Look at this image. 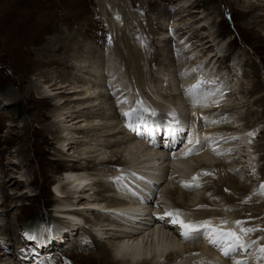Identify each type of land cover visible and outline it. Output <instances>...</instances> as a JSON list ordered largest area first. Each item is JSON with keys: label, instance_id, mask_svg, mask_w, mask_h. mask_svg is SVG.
<instances>
[{"label": "rangeland", "instance_id": "obj_1", "mask_svg": "<svg viewBox=\"0 0 264 264\" xmlns=\"http://www.w3.org/2000/svg\"><path fill=\"white\" fill-rule=\"evenodd\" d=\"M250 3L260 7L259 11L255 13L263 16V25L261 24L256 28L258 31H256L257 33L252 31L248 25L250 20L249 17L251 15L249 17L247 16L248 19L245 18V20L243 17L244 12L246 11L245 8H247ZM116 22L121 29V33H117L114 27L111 29L112 27L110 24ZM45 27H49L48 30L45 29ZM21 31H23V33H21ZM60 33L68 36L67 39L69 42L76 39L78 44L85 45V48L81 49L80 53H75L76 55L73 54L74 59L70 58L68 62L69 65L73 64L77 66V69H73L69 72V74H71L70 78H73L75 75L80 76L81 78L86 76L85 79L82 78L83 83L77 84V86H80L78 89L83 91L81 98L85 97L86 99L87 96L90 97V95L91 97L97 96L98 92L103 90V87L98 86V84L104 85L106 83L105 85L107 86L106 88L104 87V91L106 92V90H108L106 92L109 94V97H107L108 100L105 101L107 98H99L100 100L97 99L98 102L94 99L92 100L94 102H91V104L90 101L86 99L88 105L85 104L84 108L83 106L82 108L77 107L78 104H80V101L75 100V98L78 96L80 98V95H74V97H72V93L75 89L70 87L71 89L69 88L68 91L71 92L60 93L56 88H49L51 82L44 84L43 80L38 79L40 71L36 72V70H34L31 71V74L28 72V70L30 71V68L34 66L35 58H37L36 54L39 53V47L42 46V42L45 41V38L47 39L48 37L50 38L59 35ZM260 33L262 34L261 37H263L264 0H0V165L6 168V172L3 173V175L5 174L7 180H17V183L7 186L4 194H7V197L5 196L6 198L0 196V203L5 202V206L0 204V264H6L7 262L18 264V260L24 261L16 258L15 255L16 251L19 254V252H21L20 249L26 247L27 241L35 240L30 237H35L37 239L40 235L49 237L50 235H53V232L55 233L51 227L52 224H54V221H56L55 218L60 215L55 207L56 202H64L65 199L62 198V194L56 193V187L60 185V187L62 186L61 188L68 187L69 189H74L75 186L69 185L70 182L72 183L73 181L68 179L67 175L63 174L66 170L70 169L71 166H80L83 170L84 167H88L87 162L91 160L98 163L103 160L109 161L110 159H113L116 161V159H121L123 164L125 163L127 167L131 166L134 169L133 166L137 168L136 165L140 158L146 152L148 153L150 151V149L146 150L148 148H146L147 141L134 138L135 136L133 133L126 129L122 117L120 121L116 122V124H112L108 120H105L107 123H105L104 120H101V123H92L93 120H91L92 117L90 116V113H95L94 110L98 111L97 113H100L99 111H106V113L109 112L108 114H110L111 111V113H114L116 110L123 112L126 110L124 105L131 106L132 108L134 104L136 105V103L140 101L145 104H143L145 107H155L157 108V111H159L160 108L164 109L165 107V109H180L176 111H184L183 113L185 115L187 114L186 118H188L185 121L187 124L185 129H192L196 134L198 133L196 130L206 131L214 128L215 125L212 123H218L216 126L222 125L223 127H234L237 132L235 133L236 135H223V137H221L222 139L220 137L217 138L218 141L217 139L216 141L212 140L214 141L213 144L211 141L209 143V140H211L210 136L209 139L201 138V140L207 141L206 149L195 154V156L185 159L188 161V159L190 160L191 158H194L186 165H181V163L178 164L174 162V160L172 161L173 158L170 159L171 157L169 156L166 160L167 162L161 163L162 161H160V163L156 164L158 167L155 166L154 168H151V171H149L150 173L146 172V169L143 168L146 167V165H140L141 169L139 170L145 171L146 173H143V175L148 174L147 176L151 179H153V176L151 175L155 173L153 171L154 169L158 168V170H162V174L159 173L160 171L158 172V170L157 173H155L157 175L159 174V177H162V179H160L161 182H153L158 186L155 188L154 186L151 187L153 192H150V194L152 196L154 195L152 197V202L143 205V207L148 206L150 210L156 209L159 211L170 205L174 206L173 202L171 203L170 201L172 199L170 198V200H168V198H164L165 193H162L161 191H166V189L170 187V189L176 190V188H180L181 186L182 189H188L185 185L190 184V179L196 180L195 182L200 181L201 183L192 182L194 184H191V186L194 188L186 190L189 197L187 198L189 200H186L185 202L194 206L197 201L199 202V199H203V197L204 199L206 197L208 198V190L216 189L219 181L213 176V174L203 173L197 175L195 172L201 164L207 163L209 165H225L222 168L225 177L228 179H234V184L236 186L238 185L245 189L243 191L244 193L242 192L235 196L236 200L242 201L241 204H229L225 201H221L222 203H220V200L217 199H212V203H215L217 206L220 204L219 208L221 211H229L230 213L226 211L229 213L227 216L229 218H231V215L235 214L239 209H242V207L244 209L245 205L254 211L257 210V207H259L262 202L264 203V194H261V186L264 185V134L262 135L261 133L264 130V119H261L259 123H257V126H255L254 129H251L252 131H249L248 133L243 132L247 131L248 121L252 120L255 122L260 119L264 113V102L261 101V98H264V40L258 38ZM127 37L130 38L131 41L134 38V41L132 42L138 46L136 49H142L144 52V60H146V58H148V60H155V62L150 64L151 67L148 65L149 63L147 64L149 66V74L152 73L150 75L153 76V78L154 76L158 78L157 82H154V79H152L151 85L153 86L155 93L150 92L149 87L145 91L141 86L138 88L131 84L128 77L129 66L126 67L125 62L120 59L119 54H117L121 46L122 48H125V43L128 45L127 41H130V39H127ZM215 38L217 39L213 41ZM132 42L131 44L133 45ZM90 50L97 52L94 56L95 60H91V58L89 59ZM99 51L102 52V57L100 59L96 58V56L100 54ZM91 56L92 55H90V57ZM118 65L122 66V68ZM81 66L82 68L85 67L83 72H80ZM252 67L256 68V73H254ZM116 69L119 70L117 71ZM40 70L41 72H45L44 69ZM47 70L56 73V75L58 74L57 71H64L61 68L56 69V67L47 68ZM85 70L92 74L88 75V72ZM105 70L106 72L108 71V73H106ZM119 71L120 73L118 74ZM64 72L66 73V71ZM36 73L38 74L36 75ZM105 73L109 75V77L110 75L111 77L114 75L115 78H122L120 77L121 75L123 78L126 76V78L123 79V82L129 80V82H125L127 85L130 84V94H127V97L129 96L128 98H126V94L123 96L124 99L123 97H119V93L114 91L113 84H111L113 78H109ZM114 73L117 75L115 76ZM97 74H99V76H97ZM56 75L54 74L52 76ZM201 77L205 80L214 81V83L209 86L213 91L211 95L199 97L200 102L197 103L193 98L187 96V86L190 87L195 84ZM86 78L89 80H86ZM168 78H170V80ZM108 79L111 80L109 81ZM28 80L38 84V87H41L40 93L45 91V94L43 93L45 96L48 95L53 98L57 96L64 97L63 99H48L50 107L46 111L47 114H51V111H56L55 114L60 115L62 113L65 115L60 119H56L55 117L51 118L46 123L48 125L55 124V126H52L53 133L48 134L45 138L47 139V143H44L45 139L33 135L34 128L36 130L42 128V125L37 122H33L32 124L33 128L30 130L32 133V135L30 134L31 137L29 136L27 138L24 134L27 129L26 118L28 117V114H31V110L29 111V109H31V102L28 101V98L24 93V90H26L29 83ZM98 80L99 82H97ZM170 82L172 83V86ZM257 83H259L257 86L258 89L256 87ZM87 87H89L90 90H87ZM85 90H87V95H84ZM148 91L149 93H147ZM93 92L95 95H93ZM168 92L171 93V95H175L174 102H171L168 99H166V101L161 98L162 95H165V93L167 94ZM177 96L180 97L177 98ZM40 97H42V95H33V99L36 101H38ZM122 99L127 102L124 104ZM175 99H178V102ZM96 103L99 104H97L98 107H95ZM171 103L172 105H176L172 106ZM61 104L62 106L60 109L54 108V105ZM101 104L103 109H101ZM120 105H123L121 107H123L124 110L123 108H119ZM234 106L235 109L238 108L236 112H239V114L232 115L235 112H229L225 115L226 120H223L225 119L223 118L220 119L221 121L218 120L220 122H214L202 118L200 119L202 125H199V119L197 120L198 123H195L194 120H192L193 113L196 114V112H199L200 114H203L206 111L219 108L228 110L229 108L232 109ZM89 107L90 109L88 110ZM110 108H112V110ZM69 111L71 113L73 111H81V113L77 112L78 114L75 115L83 116V118H81L83 121H69L70 118H66L67 115L71 114ZM248 113L249 116L246 117ZM55 114L52 113L51 115L53 116ZM230 115L232 116L228 118ZM54 120H59L62 123H53ZM182 120L184 121L185 119ZM237 120L239 122H237ZM90 121L91 123H89ZM118 122L123 123L121 124L120 131L124 130L123 132H126L125 139H130L127 140L128 142L125 139L124 141L122 139V136L125 135L113 138L114 141L112 137L102 138L101 136H106L104 133L109 129H103L101 127H98L95 131L94 129H91L94 124L108 125L110 123L108 128L112 125L110 128L113 130ZM67 129L69 133L66 131ZM79 129H87V131L83 133ZM99 129H102V131ZM56 130H59V133H56ZM97 130L98 133L96 132ZM102 132L104 133L102 134ZM244 134L245 136H243ZM242 137L249 139L247 140L245 138L246 140L244 139L243 141L246 142H243L240 140ZM97 138H100L98 139L100 144L98 141H93ZM107 138L113 144L111 143L109 146L101 145V142L103 144L104 142L109 141ZM62 139H70V141L75 143L72 145L66 143L65 146H62L61 142H59ZM234 140L237 141V143L232 144L231 142L234 143ZM34 142L41 145L40 151L37 150V146L33 147ZM221 142L225 144H219ZM137 144L140 145L142 149L140 146H137ZM23 145L29 146V149L20 153L19 150ZM220 145L226 147L222 149L217 148L220 147ZM33 149L38 158H42L46 160V162L53 164L56 160H61L65 167L63 169H49L48 178H45L42 171V161L40 159L34 163H25L22 165L24 161L23 154L33 155L31 152ZM94 149L99 150L95 151ZM152 149L161 152V150ZM221 150L225 152L223 153ZM85 152H91V154H86L82 157L79 156V153L84 154ZM230 152L233 153L231 154ZM150 153L153 154L154 151H151ZM216 153L218 154L214 155ZM222 153L224 155H222ZM115 154L116 156L112 157ZM205 155L206 157H203ZM133 163L134 165H132ZM125 164L120 167H95V169L92 168L93 170L85 171L84 173L86 174L82 176L87 175L86 177H91L90 175H94L90 178L92 180H89L88 182L91 183L89 186L90 189L87 188L88 193L90 192V195H94L98 190H103L104 184L100 188V186L92 185V183L102 181L103 179L106 181L111 173L117 171L116 167H118V169L123 168L125 167ZM153 164L155 165V163ZM251 164L253 165V168H251ZM183 176H186L187 178ZM123 177H125V179L120 181L122 183L133 181L129 177ZM182 180L186 181L184 182ZM30 182L34 184L30 185ZM65 182H67L66 185ZM2 183L1 180L0 195L3 193L1 190ZM196 185L199 186L197 187ZM224 192L230 193L228 189H224ZM212 193H214V195L216 194V192ZM145 194H148V192ZM243 196L246 197V199ZM73 197H75L73 201L77 200L74 204H78L79 206H86L85 203L91 202L87 199L80 200L81 194H75ZM211 197L212 196L209 198ZM182 198L183 197L180 199ZM163 199L164 201H161ZM172 201H174V199ZM78 205L77 208H79ZM222 205L223 210L221 209ZM208 208L211 210L210 207ZM202 211L203 210L200 208V212ZM204 211L206 210L204 209ZM254 211L252 213L256 215L257 213ZM193 212L195 211L193 210ZM85 213L90 218H93V216L87 214L91 213L90 211L86 210ZM243 213L246 215V212ZM252 213L249 214L252 215ZM252 217L253 215L251 218L245 219L240 216V218L236 217V219L243 221L245 227L264 229V223L262 222L264 221V216ZM193 219L195 218L193 217ZM148 221L146 223H148ZM81 222L83 224L81 223L77 226L78 230L84 226V221ZM235 222L234 224L231 221L229 222V229L235 228ZM133 225L136 229H140L136 224ZM141 225L144 227L150 226V228H152L151 225L153 224L145 225L141 223ZM47 231L48 234L46 235ZM5 234L7 236H5ZM80 234H82V232H80ZM174 236L175 235H173V237ZM247 237L251 242L255 243H252L249 246L250 248L245 257V261L249 264H264V259H258L260 255L259 248L264 247V239H262L264 238V231H256L249 234ZM79 239L80 238L76 236L75 240L78 241ZM28 243L32 244L33 242ZM60 243H63V245L65 244L64 241H60ZM72 244L73 242L68 245L65 244L67 245L66 250L53 249L56 251L55 255L61 257L56 258V263L50 258L51 255H49V252H45L40 264H84V260H86L88 256L86 255L87 257H85V253L81 254L75 252ZM8 246H11V251L7 250L6 247ZM27 246L31 247L29 244ZM62 251H65V255ZM148 251L149 249L146 252ZM1 252L4 254H1ZM69 253L73 255H69ZM249 255L250 260L247 258ZM34 257L36 258V256ZM85 264L99 263L96 260L91 259Z\"/></svg>", "mask_w": 264, "mask_h": 264}, {"label": "bare ground", "instance_id": "obj_2", "mask_svg": "<svg viewBox=\"0 0 264 264\" xmlns=\"http://www.w3.org/2000/svg\"><path fill=\"white\" fill-rule=\"evenodd\" d=\"M180 8H182V7H180ZM180 8H179V10H180ZM259 8L260 7L254 5L253 3H250V5H248V7L245 8L246 11L244 12V16H243L244 20H245V18H247V16L249 17L251 15L249 17L250 20H249V24L248 25H249L250 29L252 31H255V32L257 31L256 28H258V26H260L261 24L263 25V16L257 15L255 13V12L259 11ZM110 26L112 27L111 29H113V27H114V29H115V31L117 33H121V29H120L119 25L117 24V22L110 24ZM48 28L45 27V29H47V30H48ZM21 33H23V31H21ZM261 36H262V34L260 33L258 35V38L264 40V36L263 37H261ZM67 38H68V36H66L65 34H62V33H60L59 35L50 37V38L48 37L47 39L45 38V41L42 42L43 44L41 43L42 46L39 47V53L36 54L37 58H35L36 60L34 61V64H33L34 66L32 68H30V71L28 70V72H30V74H31V71H34V70H36V72L40 71L39 74L36 73V75L38 74V79L43 80L44 84H48L49 82H51L49 88L50 89L51 88H56V90H58V92H60V93H65V92L69 93V92H71V91H68L70 87L75 89V91L72 93V97H74V95L75 96L76 95H80V98H79V96L77 98H75V100L80 101L79 102L80 104H78V106H77V107H80V108H82V106L84 108L85 104L88 105V101L86 99H88L90 101V103H91V102H94V101H92L94 99L97 100L99 98H103L104 99V98L109 97V94L106 93L108 90H106V92L104 91V87L106 88V86H107V85H105L106 83L104 85L102 84L103 86L97 83L98 86L103 87L102 88L103 90L100 89L101 91L98 92L97 96L91 97V95H90V97L87 96L86 99H85V97L81 98V95H83V93H82L83 91L82 90L80 91L78 89L80 86H77V84L83 83V79L82 78L85 79L86 76L81 78L80 76H76L75 75V76H73V78H70L71 74H69V72H71V70H73V69H77V66L73 65V64L69 65L68 62H69L70 58L74 59V55L73 54L80 53V50L84 49L85 45L78 44L77 40L75 38H74L75 40L69 42V40ZM217 38H215L213 41H215ZM127 39H130V38L127 37ZM132 41H134V38H133ZM132 41H131V39H130V41L128 40L127 41L128 45H126V43H125V46H126L125 48L124 47L122 48V46H121V48H120V50L118 51L117 54H119L120 59H122L125 62L126 67L129 66L128 67V77L130 79L131 84L136 86V87H138V88H140V86H141L142 89L145 90V91L149 87V91L152 92V93H155V90H153V86L151 84H152V79H154V82H157L158 78L156 76H154V78H153V76L150 75L152 73L149 74V71H148L149 70L148 67L149 66L151 67L150 64L155 62V60H148V58H146V60H144L143 59L144 52L142 51V49L141 50L136 49L138 46L136 44H134V42H132ZM131 42L133 43V45L131 44ZM207 45H209V44H207ZM87 50H89V49H87ZM96 53H97L96 51L90 50L89 59L90 58H91V60L94 59L95 58L94 56L96 55ZM101 53L102 52H100V54L98 56H96V58L100 59L102 57ZM90 55H92V56L90 57ZM81 57H83V56H81ZM86 58H88V57H86ZM51 67H56V69H58V68L60 69L61 68L64 71H66V73L61 70V71H57L58 74L56 75V73H52L51 71L47 70V68H51ZM119 67L122 68V66H119ZM84 68H82V66H81L80 72H83ZM40 69H42V70L44 69L45 72H41ZM190 70H192V69H190ZM252 70L254 71V73H256V68L252 67ZM85 71L88 72V75L92 74V73H89V71H87V70H85ZM105 72H106V70H105ZM106 73H108V71ZM119 73H120V71L118 72V74ZM54 74L56 76H52ZM109 74H111V73H109ZM116 75L117 74H115V76ZM97 76H99V74H97ZM103 76H105V75H103ZM107 76L109 77V75H107ZM112 76L113 77H111V75H110L109 78H111V79L113 78L112 80L111 79L110 80H111V84H113L114 91L119 93L118 94V95H120L119 97H123L126 94V98H128L129 96L127 97V94H130V92H129L130 91L129 90V88H130L129 85L130 84L127 85V84H125V82L126 83L129 82V80H127V81L125 80V82H123L124 81L123 79H125L126 76H125V78H123L122 75L120 76L122 78H115L114 75H112ZM96 78H98V77H96ZM87 79L88 78H86V80ZM168 79L170 80V78H168ZM173 81H171V82H173ZM22 82H23V80H22ZM97 82H99V80ZM108 84H109V82H108ZM154 84H156V83H154ZM258 85H259V83H257L256 87ZM21 86H23V85H21ZM171 86H172V83H171ZM93 87H94V85H93ZM85 88H86V86H85ZM187 88H189V87L187 86ZM257 89H258V87H257ZM87 90H90L89 87H87ZM87 90H85L84 95L87 93L86 92ZM40 91H41V87H38V84H36L35 82H32V81L31 82L29 81L26 90H24L25 96L28 98V101L31 102V104H30L31 109H29V111L31 110L30 111L31 114L30 115L28 114V117L26 118L27 119V125H26L27 129L25 128L26 130H25V133H24L27 138L29 136L31 137V135H32L30 130L33 128L32 127L33 122H37V123L42 125L41 126L42 128L39 129V130H36L34 128L33 135H35V137H40V138L45 139L48 136V134H52L53 133L52 126H55V124L54 125H48L46 123L51 118L55 117L56 119H58V118L60 119L62 116L65 115V114H62V113L60 115H58V114H55L56 111H53V112L51 111V114L52 113L55 114V115L52 116L50 113L47 114V112H46L48 110V108L50 107V103L48 102V99H53V100L57 99V98L63 99L64 97L57 96V97L53 98L52 96H48V95L45 96L44 95L45 91H43L42 93H40ZM149 91L147 93H149ZM35 94L42 95V97H40V99H38V101H36L35 99H33V95H35ZM93 95H95V93ZM187 96L190 97L188 95V92H187ZM174 97H175L174 94L171 95V93L168 92L167 94L165 93V95H162L161 98L164 99V100L168 99L169 101L174 102ZM179 97L177 96V98H179ZM190 98H192V97H190ZM123 99H124V97H123ZM123 99H122V101H123ZM106 100H108V98L105 99V101ZM175 100L177 101L178 99H175ZM261 101L264 102V98H261ZM136 102H137V100H136ZM97 104L98 103H96L95 107L96 106L98 107L99 104L98 105ZM112 105H113V103H112ZM171 105H172V103H171ZM174 105H176V104H174ZM174 105H172V106H174ZM61 106H62V104L61 105H54V108L55 109H60ZM121 106H123V105H120V107H119L120 109L123 108ZM101 107H102V104H101ZM114 107H115V105H114ZM135 107L136 108L139 107V104L136 103V105L132 106V108H135ZM100 108H98V109H100ZM115 108L117 109V107H115ZM124 108L126 110H124ZM124 108H123L124 111H129L131 109V106H125L124 105ZM165 108L164 109L160 108L159 111H157V108H155V107L154 108H152V107L148 108V109L155 110V112L157 113L156 116L151 117L148 120L149 125H151V126L154 125L155 127H157V125H156L157 121H160V119H162L166 115H170L171 117H173L172 114L174 113L175 114V120L179 121V123H178L179 127L182 126V129H183V128H185V126H187L185 121L188 118H186L187 114L185 115L183 113L184 111L182 112V110H181V112H180V111H176V110H180V109L173 110V109H165ZM89 109H90V107L88 108V110ZM101 109H103V107ZM110 109L112 110V108H110ZM237 109L238 108L235 109V106H234L232 109L231 108H229L228 110H223V109H220V108L219 109H213L211 111H206L203 114L202 113L200 114L199 112H196V114L193 113V117H192L193 119L192 120H194L195 123H198L197 120L199 119V125H202V122L200 120L202 118H205L208 121L220 122L221 121L220 119L225 118L226 117L225 115L228 114L229 112H232V113L235 112L232 115L239 114V112H236ZM161 110H164V111H161ZM94 111H95V113L94 112L90 113V116L92 117L91 120H93L92 123L100 122L101 120H104V122H105V120L106 121L108 120L112 124H116L117 121L121 120V117L123 118L124 122L126 121V118L123 115L124 112H121L120 110L119 111L116 110V112L114 111V113H111L112 112L111 111L110 114H108L109 112L106 113V111H102V112L99 111L100 113H97L98 111H96V110H94ZM239 111H241V110H239ZM77 112L81 113V111H73L72 113L70 112L71 114L67 115L66 118H70L69 121H77V122L83 121V120H81V118H83V116L75 115V114H78ZM179 112L182 113V114H180ZM232 115L228 116V118H230ZM248 116H249V113H248V115H246V117H248ZM182 119H185V120L183 121ZM261 119H264V113L262 114V117H260V119H258L257 121H255V122L252 121V120L248 121L247 131H244L243 133H248L249 131H252L251 129H254V127L257 126V123H259V121ZM78 120H80V121H78ZM218 120H220V121H218ZM223 120H226V118L223 119ZM55 122L62 123L59 120L58 121L54 120L53 123H55ZM237 122H239V121L237 120ZM64 123H65V120H64ZM89 123H91V121ZM105 123H107V122H105ZM121 124H123V123L122 122H120V123L118 122V124L114 126L113 130L110 128L112 125H110L109 128H108V125H106V124H94L91 129H94V131L98 127H101L103 129H109L105 133L102 132V134L104 133L106 135V136L102 135L101 136L102 138H104V137H112V139H113V138L120 137L121 135H125V136H122L123 137L122 139L124 141V139L126 138V134H125L126 132H123L124 130L120 131L121 130L120 129L121 128ZM212 124L215 125L214 128L211 127L212 129H209V130H206V131L205 130H196V131H198L197 134H196V132L194 134L196 136V139H201V138L209 139V136H210L211 140H209V143L211 141L212 144H213L214 141H212V140L216 141V139L218 137L221 138V137H223V135H230L231 136V134L237 133L235 131L236 129L234 127H223L220 123L219 124L221 126H216L218 123L217 124L216 123H212ZM123 126H122V128H123ZM87 129H79V130L84 133L85 131H87ZM110 129H111V131H110ZM99 130L102 131V129H99ZM66 131L68 132V129ZM96 132L98 133V130ZM113 132H116V133H113ZM56 133H59V130L58 131L56 130ZM261 133L263 135L264 134V130ZM54 134H55V132H54ZM70 134H71V132H70ZM243 136H245V134ZM246 137H242L240 140L243 141ZM100 138H97V139H95L93 141H98V139H100ZM119 140H121V139H119ZM125 140L127 141V140H130V139L127 138ZM113 141H114V139H113ZM217 141H218V139H217ZM59 142H61L62 146H65L66 143H70L71 145L73 143H75V142L70 141V139H62ZM243 142H246V141H243ZM44 143H47V139H45ZM98 143H99V141H98ZM111 143L112 142L109 140L107 142H104L103 144L101 142V145H104V146L108 145L109 146V145H111ZM122 143H124V142H122ZM231 143L235 144V143H237V141L234 140V143L233 142H231ZM133 144H134V142H133ZM147 144H146V148L147 147L148 148L146 150L150 149V151L148 153L146 152L147 154L145 153L146 155L144 154L145 156L143 155L140 158V160L138 159L139 160L138 161L139 164L137 163V165H136L137 168H135V166H133L134 169L131 166L127 167V165L124 163L125 167L119 168L118 172H115V173H117V176L119 174H121L123 176L129 177L133 181H129V183H127V182L126 183H119V182L115 181V179L113 178V174L114 173H111V175L109 176V178H107L106 181L103 179L104 181L102 180V181H99V182L97 181V182L92 183V185H98V186H100V188L104 184V189L102 188L103 190H101V189L98 190L96 188L98 191H97V193H94V195H90V192L88 193V189H90L89 186L91 185V183H88V182H89V180H92L90 178L92 176H94V175H90L89 174L91 177H86L87 175L86 176H82V175L86 174L84 172L85 171H89L92 168L95 169V167L104 168V167H108V166H119V167L121 165L123 166L124 164L121 161V159H116V161L113 160V159L112 160L110 159L109 161L103 160V161H99L98 163H96V161H92L91 160V161L87 162L88 163V167L87 168L84 167L83 170L81 169L82 167H80V166H78V167L76 166L75 167L74 165L71 166L70 169L66 170L63 174L67 175L68 179L73 181L72 183L70 182L69 185L70 186L72 185V186H75V187H74V189H69L68 187L61 188L62 186L60 187V185L58 187H56V193L62 194V196H63L62 198H65V199H64V202H60V201L56 202V206L55 207H56V210H58L57 212H59L58 214H60L59 215L60 218L56 217L55 218L56 221H54V224H52L51 229H53L55 231V233L53 232V235H50L49 237L48 236L44 237V236L40 235V236L37 237V239L35 238L34 241H31V240L27 241V245L29 244V245H31V247H28L26 245V247L20 249L21 252H19V254L16 251V255H15L16 258H18L20 260H24V261H19L18 260V264H40V262L42 260V256L44 257V255H45L44 253L45 252H49V255H51L50 258H52L54 260V262L56 263V258H61V257L58 256V255H55L56 251L53 250V249L55 248L56 250L57 249L66 250L67 249V245L69 243H72V242H73L72 245L74 246L75 252H78V253H81V254L85 253V257L88 256V258L86 260H84L85 263H87L91 259L96 260L99 264H217V263H219V264H235V260H243V261H245V257L247 255V252L249 251L250 247H248L247 251L241 250L238 254H235V259H228V258L224 257L223 254H221L220 251L217 252L214 247L209 246L207 244H205V247H203L200 244H196V245H192V244L191 245H182L177 240L176 236L173 237L172 233L169 230L170 229V225L167 226V224H165V225L162 226L159 223L158 224L155 223L154 225H151L152 228H150V226L149 227H144V226L141 225V223L145 224V225L146 224L148 225V224L151 223V222L149 223L148 220L150 218L152 220V217H153L152 212H155V213L164 212L165 213V210H167V209L169 210L170 206L174 209L173 211H175V212H177L179 214V216H182V217H185V218L189 219L197 227H199L201 222L211 221V226L217 227V228L226 227V229L224 228L225 230L229 229V227H230L229 226V222L230 221L233 222V224H234V222L237 220L236 217L240 218V216H241L242 218L247 219V218H251L252 215H253V217L264 216V203L263 202H262V204L259 205V207H257V210H255V211L250 209L247 205H245L246 207L244 206V209H243V207H242V209H239L237 212H235V214L231 215L232 216L231 218L227 217L230 212L227 211V210L224 211L222 209L223 205L221 206V209L224 212L220 210V208H219L220 204H219V206H217V205H215V203H212V201H211L212 199L220 200V203H222L221 201H225L226 203H229V204H232V203H236V204L240 203L241 204L242 203V201L236 200L235 196L237 194H241L245 189H243V187H240L238 185L236 186L234 184V179H232V178L228 179V178L225 177L224 172L222 171V168L225 165H222V164H215V165L214 164H210L209 165V164L206 163V164H201L200 167L198 168V170H195L197 175H201L203 173H208V174H211V175L213 174V176H215L216 179H218L219 183H218V186H217L216 189L208 190V193H209L208 196L209 197L212 196L211 198H209V197L207 198L206 197L204 199V197H203V199H199L200 203L197 201V203H195L194 206H192V204L189 205V204H187L185 202L186 200H189L188 199L189 197H188L187 192H186V190H188V189H185V188L182 189V186H181L180 188H176V190H174V189L172 190V189H170L171 188L170 187V188L166 189V191L163 190L165 192L161 191L162 193H165L164 198H168V200H170V198L172 200L174 199V201L170 200L171 203L173 202L174 206L173 205L169 206V205L164 204V205L169 206V207H165V208L163 207L164 209L158 211L156 209L155 210L154 209L150 210L149 208L147 209V207H143V205L138 204V205H132V206H130V208L126 207L127 211H125L123 209H120L118 211V213H121V214H124L125 212H127V215H124V216L125 217H129V218L118 217L114 213L111 212V209L114 206L125 203V201L123 199L119 198V197L124 198L123 194H119V192L125 193V192L135 191L138 194H140L142 197H144L145 199H147V200L150 199L149 202H152V198H150L145 193L153 192V190L151 188L152 187L151 185H154V188L157 187L158 185L156 183H153V182L154 181H158V182L160 181L161 182L160 179H162V177H159L160 176L159 174L158 175L155 174V173H157L158 168L153 170L155 172L153 175H151V176H153V179H149L150 177L147 176L148 174H146V175L144 174L143 175V173L151 171V168H154L155 166H157L156 164L160 163V161H162L161 163L167 162L166 160L168 159V156L170 157V155L166 154L163 151H161V152L155 151V150L152 149V148L155 149V147L149 146ZM192 144L193 145L197 144L195 139L192 141ZM219 144L224 145L225 143L221 142ZM221 145H220V147H217V148L222 149V148L226 147V146L222 147ZM227 145H230V144H227ZM35 146H37L38 147L37 150L40 151L41 145L34 142L33 147H35ZM137 146H140V145L137 144ZM101 147L104 148L103 146H101ZM149 147H152V148H149ZM140 148L142 149L141 146H140ZM28 149H29V146L23 145V146H21L19 152L22 153L23 151H26ZM34 149H36V148H34ZM34 149L31 151L33 153V155L32 154L31 155H24L23 154L24 161H23L22 165H24L25 163H34V162H36V161H38L40 159V158H38L35 155V150ZM219 149H217V150H219ZM94 150L96 151V150H99V149H94ZM151 151L152 152L154 151V153L153 154L150 153ZM138 152H139V150H138ZM222 152L224 153L225 151H222ZM133 153H134V151H133ZM223 153H222V155H224ZM86 154H91V152H85L84 154L79 153V156L82 157V156H84ZM217 154L218 153H216L214 155H217ZM220 154H221V152H220ZM131 155H132V153H131ZM206 155L203 156V157H206ZM115 156H116V154L114 156H112V157H115ZM198 157H200V156H198ZM172 158H170V159H172V161L174 160V162H176L178 164L181 163V165H183V164L186 165V164H188L191 161V159H194V158H191L190 160L188 159V161H187L184 158H180L175 153L173 154ZM40 160L42 161V171H43V174H44L45 178H48L49 169H54V168L63 169L65 167L64 163L61 160H56L54 164L46 162V160H44L42 158ZM74 160H76V159H74ZM263 160H264V155H263ZM78 162H80V161H78ZM135 163H136V161H135ZM153 163H155V165ZM128 164H130V163H128ZM132 165H134V163ZM140 165H143V166L146 165V167H143V168L146 169L145 170L146 172L142 171V170L141 171L139 170V169H141ZM249 167H251V166H249ZM184 168H185V166H184ZM251 168H253V165H252ZM161 171L162 170H160V169L158 170L159 173H161ZM5 172H6V168L2 167L0 165V175H1L0 176V182H1V180L3 182L2 183L3 185H2V188H1L3 193H1L0 196H3V198L7 197V194L4 195L7 186H10L13 183H17V180H7L5 174L3 175V173H5ZM132 173H135V174L137 173V174L135 175V177H132ZM138 173H141V174H138ZM140 177H143V179H140ZM183 177L187 178L186 176H183ZM134 181H136V182H134ZM182 181H184V180H182ZM182 181H181V183H182ZM195 181L196 180H194V179H190L189 180L190 184H188V186H191V184H194L192 182H195ZM66 183L67 182H65V185H66ZM195 183H201V182L199 181V182H195ZM33 184L34 183H31L30 185H33ZM184 185H185V183H184ZM186 188H187V186H186ZM224 189H228L230 191V193L224 192ZM212 192H216V194L214 195V193H212ZM75 194H81L80 200H86L87 199L88 201H91V202L85 203L86 206H83V205L79 206L78 204H74V202L77 201V200L73 201L75 199V197H73V195H75ZM194 194H196V193H194ZM192 196H193V193H192ZM181 197H183V198L180 199ZM244 198L246 199V197H244ZM161 201H164V199L161 200ZM243 201H244V199H243ZM0 204L5 206V202L4 203H0ZM77 205L79 206V208H77ZM225 205H224V207H225ZM242 205H244V204H242ZM74 206H76V207H74ZM103 207H105V208H103ZM156 207H157V205H156ZM208 207H210L211 210ZM228 207H229V205H228ZM200 208L203 211H204V209L206 211L200 212ZM69 210H72V211H69ZM84 210L85 211L86 210L90 211L91 213H87V214H89L90 216H93V218H90L89 216H87ZM193 210L195 212H193ZM130 211H132L133 214L130 213ZM147 211H152V212H150V214H149V213H147ZM226 211L229 212V213H227ZM253 211L256 212L257 214L255 215L254 213H252ZM105 212H107V213H105ZM243 212H246V215ZM249 213H252V215H250ZM65 216L68 217V218H77V219H80L81 221H84V226L81 227V229L78 230L77 226L79 224H81L82 222L76 223V222H74L72 220H68L67 218H65ZM192 216L195 219H193ZM89 218H90V220H89ZM167 218H168V216L165 215V218L163 220L168 221ZM144 219H146V220H144ZM147 221H148V223H146ZM223 221H227V224H223L222 223ZM262 222L264 223V221H262ZM133 224H136L137 226H139L138 228H140V229H136V227ZM230 229H232V228H230ZM177 230H179V228H177L176 231ZM126 231H129V232H126ZM77 232H78V234H77ZM80 232H82V234H80ZM47 234H48V231L46 232V235ZM5 236H7V235L5 234ZM76 236H78L80 238L78 241L75 240ZM245 240H246V242L249 245H251L253 243V242H251V240H249L248 237H245ZM60 241H62V242L64 241L65 244H67V245H65V244L63 245V243H60ZM28 242H33V243L31 244V243H28ZM35 242H36V244H35ZM10 247L11 246L6 247L8 251H11ZM148 249H149V251L146 252ZM63 253L65 255V251ZM70 253H69V255H73V254H70ZM255 253H256V251H255ZM1 254H4V253L1 252ZM251 254H253V253H251ZM34 256H36V258ZM247 258L250 260V255ZM251 258H253V257H251ZM8 260H9V258H8ZM260 260H262V259H260ZM6 264H11V262H7ZM15 264H17V263H15ZM246 264H249V263L246 262ZM253 264H258V263H253Z\"/></svg>", "mask_w": 264, "mask_h": 264}, {"label": "snow or ice", "instance_id": "obj_3", "mask_svg": "<svg viewBox=\"0 0 264 264\" xmlns=\"http://www.w3.org/2000/svg\"><path fill=\"white\" fill-rule=\"evenodd\" d=\"M195 71V70H194ZM214 81L205 80L203 77L199 78L197 82L193 85H191L187 92L190 97H192L197 103H199V97H206L208 95L212 94V90L209 87L212 85ZM123 103H126L127 101H122ZM139 104V107L132 108L129 111H125L123 113L124 117L127 119L128 124L127 126L134 131L138 129L139 126H143L147 129V135L150 139L153 137V128L151 125H149L148 120L151 117H154L157 115L155 110L148 109L143 105L142 102H137ZM173 118L175 123H179L178 120H175V114L173 113ZM157 130L159 128L160 122H156ZM180 131V129L168 126L167 127V134L175 139L177 133ZM251 135V134H250ZM153 142H155L153 140ZM135 173H132V177H135ZM125 177H118V181H123ZM140 179H143V177H140ZM188 186V185H185ZM197 187L199 185H196ZM262 192L261 194H264V185L261 186ZM167 216L173 217L172 223L173 224H179L182 229H184L183 235L185 238H189L190 234L194 231L198 233V235L204 236L206 239L210 241V243L217 247L226 258L229 259H235V254H238L241 250L247 251L248 247L250 246L246 240L245 237H247L249 234L254 233L256 231H264V229H257V228H250L245 227L243 221H236L235 222V228L224 230L222 228H213L211 227V221H204L201 222L199 225V228L205 229L204 232H199L197 226L186 224L182 220L179 219L178 213H171L166 212ZM160 219H164V216L159 217ZM223 224H227V221H223ZM31 239H35V237H30ZM264 239V238H262ZM255 243V242H253ZM259 257L258 259H264V247L259 248ZM235 264H246V261L243 260H235Z\"/></svg>", "mask_w": 264, "mask_h": 264}]
</instances>
